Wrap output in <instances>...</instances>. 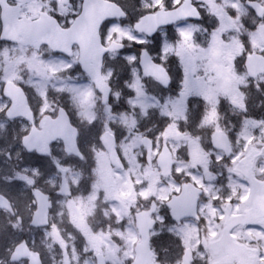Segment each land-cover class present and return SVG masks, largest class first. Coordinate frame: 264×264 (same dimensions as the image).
<instances>
[{
    "label": "flooded vegetation",
    "instance_id": "obj_1",
    "mask_svg": "<svg viewBox=\"0 0 264 264\" xmlns=\"http://www.w3.org/2000/svg\"><path fill=\"white\" fill-rule=\"evenodd\" d=\"M0 1L8 9L18 12V21L26 19L39 22L42 19L36 25V30L29 31L37 36L36 42L27 36H18L15 40L3 38L4 9L0 4V63L13 75L4 79L6 83L0 93V196L5 197L13 208V212L0 208V264H31L29 258L12 261L16 248L24 244L40 254L43 264H88L89 230L93 234L103 231L110 236L113 245L117 247L119 258L126 264H133L142 242L140 226L152 220L154 225L150 232L149 249L155 264H184L186 260H190L191 264H214L216 260L225 262L230 258L226 250L229 242H218L228 222L246 212L249 223L235 226L230 235L247 247L248 258L257 254V264H264V91L261 93L253 88L257 82H264V73L253 77L248 71L250 57H264V48L257 44L258 36L264 30V0H152L153 7L142 16L156 15L161 11L175 12L187 6V14H195L196 19L169 24L151 38L139 35L148 40L149 46L134 48L142 82H152L159 89L154 91L151 96L153 99L165 101L170 96L180 94L178 98L181 96L183 105L190 102L184 112V119L179 123L185 134H195V125L205 115L204 97H190V101L189 96L183 92L185 82L246 83L239 89V97L244 100V104L241 105L239 101L233 104L239 110L236 118L227 112V104L218 99L215 113L219 127L212 128L211 135L206 137L209 139L207 144H203L207 148L197 149L195 155L205 157L212 172L221 173L219 182L222 185L229 180L243 184V199L236 197V190L210 192L205 185L186 179L179 182V190L167 192L163 197H158L154 190L141 191L138 185L133 196L120 202L121 209L113 208L112 204L116 201L113 198L108 200L110 198L103 189L94 190L93 183H98L105 173L100 171L98 175L101 166L122 174L129 172L130 162L121 150L119 137L111 132L115 137V161L119 169L114 167L110 151L103 143V136L108 132L105 130L107 118L118 113L116 111L120 108H129L127 95L120 101L113 95L107 105L103 104L99 96L101 105L97 104V108L90 111L96 122L92 124L88 120L85 123L88 132L95 130L97 135L92 139L88 136L85 145L80 146L84 158L69 153L62 140L51 141L50 136H43L52 132V125L61 112L68 116L74 127H78L77 102L69 91L72 83L68 79L80 73L84 81L88 82V75L83 72L78 60L80 48L74 45L72 58H68L56 52L52 44L57 41L60 30L73 27L83 11L85 0ZM108 1L117 2L122 7L124 3L128 4L134 11L141 0ZM131 9H126L128 20L115 24L130 22L133 19ZM26 25L30 26L28 23ZM164 45L167 58L164 57ZM126 46L125 52L131 51L128 43ZM144 51L165 68L171 82L169 88H163L156 79L143 74L140 58ZM187 52L197 62L190 75L192 80H188ZM62 61L75 64L63 70L54 69L60 66L54 64ZM210 62H222L226 68L217 70L214 65L209 67ZM49 66L53 69L49 70ZM36 70L41 72L40 78L47 71L51 75L47 78L49 82H55L57 76L67 78L68 89L61 91L60 86L54 84L32 82ZM4 77L1 69L0 80ZM124 82H132L130 74ZM9 83L20 89H10L11 96L5 91ZM114 86L113 83V90ZM17 97L21 99V104L16 103ZM107 108L116 111H107ZM12 109L14 111L10 116ZM153 111L151 119L156 121L160 113ZM247 121L257 124L249 128L248 138L239 141L238 136L246 131L243 124ZM216 133L224 135L221 137V145L217 147L212 141ZM33 134L38 138L26 143ZM138 134L141 135L140 154L133 162L145 172L142 187L156 178V173L162 180L176 178V171L170 178L162 177L159 168L160 157L168 146L166 142L158 145L153 132L150 133L147 128ZM146 140H150L148 145H152L151 150L145 146ZM170 150L174 154L176 166L182 153L177 156ZM183 154L187 163L196 160L188 150ZM253 157H256L254 178L257 183L237 172L243 159ZM65 183L67 190L63 192ZM188 184L197 188L184 193L182 190ZM239 189V193H242V188ZM36 190L50 196L52 207L47 226L33 225L38 210ZM187 229L198 231L197 240L191 241L193 243L188 241L186 244L185 239L178 235V232ZM212 245H215L214 251ZM100 255L104 257L102 261L109 262L106 250L93 254L96 262Z\"/></svg>",
    "mask_w": 264,
    "mask_h": 264
},
{
    "label": "rangeland",
    "instance_id": "obj_2",
    "mask_svg": "<svg viewBox=\"0 0 264 264\" xmlns=\"http://www.w3.org/2000/svg\"><path fill=\"white\" fill-rule=\"evenodd\" d=\"M152 0H141L139 6L136 10L133 11L129 5L125 3L123 6L127 9H131L130 14L133 19L126 24H110L104 29V40L107 44L118 41L121 43H128L131 51L125 54H115L108 59V67L105 74V77L108 82L114 83L115 87L118 86L117 82L112 81H120L122 76L118 72L117 62L121 61L120 65H122L123 69H120V72L124 73L125 71H130L132 82H125L122 88L117 89V99H122L126 97V103L129 107L131 114L129 113H116L115 115H109L107 118V126L105 128L106 131H110L115 133L119 137V144L122 152L126 157V160L130 162L129 172L122 174L117 172L116 170H112L111 168H107L106 166H101L99 168L98 175H100V171H104L105 173L102 175L101 180L98 183H93L94 190L103 189L106 192L108 200L111 201V198L114 199L112 207H118L121 209L122 205L120 202L125 200L127 197L133 196L134 192L138 190L136 187L138 185L141 186V191L154 190L157 192L158 197H163L167 192L177 191L178 184L181 181L186 179H190V181H197L201 185H205L208 191L217 192L225 191L226 189L229 191L236 190V197L242 198L244 197V186L243 184L236 183L234 180L227 181L226 184L223 185L219 182L220 172L216 174L211 171L210 167L207 166L206 158L202 155H196L197 149L207 144V138L212 133V128H217L219 125L217 124L216 119V109L218 105V99L220 102H224L227 104L226 110L236 118L239 115V110H236L237 107H234V102L239 101L241 105L244 104V100L240 99L239 89L240 86H244L245 82H185L183 87V92L186 93L191 101L190 97L203 96L205 99V115L204 117L195 125L196 133L193 135L185 134L180 128V122L184 119V112L188 109L190 104L186 105L182 104V98L175 94L174 97H168L165 101L160 99H153L151 96L154 94L155 84L152 82H142L140 72L137 67V56L135 54L134 48L137 46H149L148 40L135 34L133 30V21H136L140 18V16L144 15L148 12L152 7ZM257 44L264 48V30L258 36ZM263 39V40H262ZM261 40V42H260ZM164 49V57L167 58L168 53L166 46H163ZM187 65L189 68L188 80L191 79V72L195 69L197 62L193 59L191 54L188 55ZM166 60V59H165ZM116 62V63H115ZM115 63V64H114ZM213 63L210 62L209 67L214 65L215 69L223 70L226 68L225 64L220 62ZM54 69L60 68L63 70L68 65H74L75 62H56ZM114 64V65H113ZM110 65V66H109ZM5 65L0 63V70L4 71L5 77L0 80V93L3 85L6 83L5 80L11 78L13 75L9 73L7 69H4ZM53 69V67L49 66V70ZM58 74V73H57ZM40 71L34 72V77L31 80L32 82H45L46 84H54L56 86H60V90H66L68 87L66 86V79L62 77H55V82H49L48 77L51 76L44 71L43 76L40 78ZM5 79V80H4ZM114 79V80H113ZM72 86L69 91L75 96L77 102V115L79 119V124L82 126V133L80 137V146H84L88 140V128L86 129V121L92 122L95 121V118L91 116V112L97 108V104L100 105V98L97 95L94 86L89 82L84 81V76L80 73H77L76 77L69 78ZM237 86V89H236ZM256 87V90L259 92L264 91V82H257L254 84L253 88ZM261 92V93H262ZM134 94V95H133ZM220 97V98H219ZM115 99V100H117ZM237 100V101H235ZM174 110H171V108ZM99 110V109H98ZM107 111L115 110L113 108H107ZM153 110H157L160 113L159 119L156 121L151 119V115L154 112ZM91 111V112H90ZM151 119V121H150ZM248 122V121H247ZM244 122L243 128L246 130L240 136H238L239 141L243 138H248L249 128H252L257 123L250 121L247 123ZM112 124V125H111ZM154 124V125H153ZM221 127L224 125H220ZM113 127V128H112ZM147 128V130L154 134L156 137L158 145H161L163 142H166L168 146L173 150V152L179 156V162L176 164V178L162 180L158 173H156V178H153L151 182L148 183L146 187H142L144 178V171H142V167L138 166L137 163L133 162L138 158V154H140L141 148V135H139V131ZM96 132H93L92 136L94 137ZM207 137V138H206ZM204 144V145H203ZM193 156L195 161L191 163L185 162V155L183 154L187 151ZM138 152V153H137ZM195 156V157H194ZM199 163V164H198ZM201 164V165H200ZM146 170L145 168H143ZM220 171V168H219ZM23 179V178H22ZM239 187L242 188V193H239ZM239 193V194H238ZM196 229L187 231L178 232L179 237L185 239V243H193L191 242L197 240ZM116 235V233L114 234ZM112 237V236H111ZM107 251L108 255V264H126L125 261L118 256L117 247H115L110 240V236L105 235L103 231L98 233H92L90 230L88 231V264H97L94 253L98 251ZM92 254V255H90Z\"/></svg>",
    "mask_w": 264,
    "mask_h": 264
},
{
    "label": "water",
    "instance_id": "obj_3",
    "mask_svg": "<svg viewBox=\"0 0 264 264\" xmlns=\"http://www.w3.org/2000/svg\"><path fill=\"white\" fill-rule=\"evenodd\" d=\"M0 4L3 6V23H4V32L3 38L15 40L18 36H27L31 38L34 42L37 41V36L30 34L29 31H34L37 29L36 25L29 26L25 24V21H18V12L14 9H8V7L0 1ZM185 8L182 11L176 13H164L161 12L158 15H148L144 17L141 22L137 23L135 26V31L140 34H145L148 37H153L160 28L168 25L169 23L174 22L175 20L187 19L185 14ZM87 16H88V27H87ZM127 18V14L123 9L115 3L107 2L104 0H85L84 10L81 17L78 19L77 23L68 31L60 30L58 33L57 41L52 44L53 49L56 52H61L68 56H72V47L77 44L80 47L81 58L80 64L82 65L83 71L88 74L93 84L96 86L98 92L103 96L104 103L107 104L110 100L112 89L105 81L103 76L104 69V59L107 54L114 52L116 50H123L125 46L119 43H113L109 47H105L102 42L101 29L102 26L110 20H121ZM172 21V22H171ZM38 24V23H36ZM8 37V38H7ZM256 57L250 59L248 65L250 71L252 70L253 74H259L264 70V63L260 64L261 67L257 68L255 63L251 66V63L255 61ZM141 67L144 70V73L148 76L157 78L160 83L168 87L170 86V79L167 76L166 71L157 65L148 55L144 52L141 58ZM254 70V71H253ZM14 84L10 83L6 87V94H9V90L14 88ZM18 100L16 103L21 104V99L17 97ZM13 111V110H12ZM11 114V112L9 113ZM58 130L57 133H54L51 137V141L61 139L66 145L68 152L81 156L78 146V130L71 126L67 115L61 114V117L56 121ZM70 127V130L64 129V127ZM49 134H46V136ZM36 137L35 135L32 136ZM30 137L27 141H31ZM26 141V142H27ZM104 142L109 148V150L114 153V137L110 134H106ZM148 140L145 141V144L151 150V147L148 145ZM214 146H219L222 143L221 134L217 133L213 139ZM225 143V141H224ZM82 157V156H81ZM256 157L247 158L238 166V170L242 172L246 177L252 175L254 163ZM173 157L170 153V150L166 148L160 159V167L163 169L164 176H170L173 171ZM190 187H185L187 192ZM36 201L38 202V210L35 214L33 220V225L36 227L47 226L49 223V208L50 203L47 195H44L41 191H37ZM0 208L8 209L12 211L10 202L0 196ZM248 217L240 216L234 218L230 221L228 229L224 233V237L220 243L229 242L226 244V250H228L230 259H236L238 264H256V257L248 258L246 256L247 249L244 246H241L235 243L229 237L230 231L237 225L243 224L247 225ZM142 233H146L144 229H141ZM145 237V235L143 234ZM145 243V244H144ZM141 247H146L148 245V238H145V242ZM30 258L31 264H42L41 257L38 253H32L29 247L24 244L19 247L14 252L13 260L14 262L20 261L24 258ZM99 264H104L100 261ZM134 264H154L152 261V255L149 259L143 260L141 256L138 257L137 261ZM184 264H191V261L186 260Z\"/></svg>",
    "mask_w": 264,
    "mask_h": 264
}]
</instances>
